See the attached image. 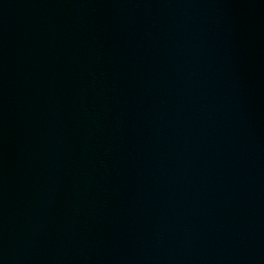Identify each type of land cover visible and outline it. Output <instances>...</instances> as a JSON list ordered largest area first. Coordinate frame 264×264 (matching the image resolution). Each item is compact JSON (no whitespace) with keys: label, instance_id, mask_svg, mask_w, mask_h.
Returning a JSON list of instances; mask_svg holds the SVG:
<instances>
[{"label":"water","instance_id":"obj_1","mask_svg":"<svg viewBox=\"0 0 264 264\" xmlns=\"http://www.w3.org/2000/svg\"><path fill=\"white\" fill-rule=\"evenodd\" d=\"M0 264H264V0H0Z\"/></svg>","mask_w":264,"mask_h":264}]
</instances>
